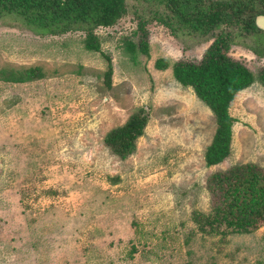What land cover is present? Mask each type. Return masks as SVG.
I'll list each match as a JSON object with an SVG mask.
<instances>
[{"label": "rangeland", "instance_id": "rangeland-1", "mask_svg": "<svg viewBox=\"0 0 264 264\" xmlns=\"http://www.w3.org/2000/svg\"><path fill=\"white\" fill-rule=\"evenodd\" d=\"M126 7L113 26L94 31L101 52L86 48L82 31L37 35L0 19V77L43 74L0 81V264H264V223L228 235L205 228L229 204L237 211L216 173L253 165L254 179L243 170L238 179L246 200L264 188L263 83L236 95L231 153L208 167L215 115L172 67L156 68L158 59L199 62L215 36L228 33L229 56L259 76L264 57L251 49L264 44L239 25L175 37L156 21L157 12L169 14L165 7ZM138 112L147 124L123 159L105 138Z\"/></svg>", "mask_w": 264, "mask_h": 264}, {"label": "trees", "instance_id": "trees-1", "mask_svg": "<svg viewBox=\"0 0 264 264\" xmlns=\"http://www.w3.org/2000/svg\"><path fill=\"white\" fill-rule=\"evenodd\" d=\"M157 7L163 6L169 14H155L156 21L167 27L175 37L179 32L197 34L203 38L213 36L224 25H239L258 36L264 44V31L257 28L256 16L264 14V0H143ZM127 12L126 0H0V19L15 18L37 35L58 36L73 31L86 33L85 46L89 51L101 52L100 42L94 32L99 28L113 26ZM144 33L141 41L142 51L149 54L147 31L144 21L139 23ZM231 35H216L212 44L205 50L199 62H173L158 59L156 68L160 70L172 67L175 79L184 87H191L198 98L213 112L217 119V128L211 144L205 153L208 167L224 162L231 153L233 124L230 106L236 95L260 80L264 85V69L259 76L254 75L242 63L232 59L228 52L232 44ZM132 45V50H134ZM257 56L264 57L262 51L251 49ZM110 60L109 57H107ZM106 80L111 84L113 73L109 62ZM0 81H31L43 74L36 68L25 71L3 70ZM147 124L146 115L134 113L126 124L109 131L105 138L106 146L113 154L125 159L136 149V141L143 136ZM255 166H234L227 172L216 173L213 180L226 189L224 200L235 199V212L232 204L218 211V218H207L205 228L215 234L228 235L234 232H249L264 223V188L246 200V191L238 181L241 170L255 174ZM237 183V188L233 186ZM234 204V203H233ZM235 205V204H234ZM230 216H232L230 218ZM219 219V220H217ZM228 222H226V221Z\"/></svg>", "mask_w": 264, "mask_h": 264}, {"label": "water", "instance_id": "water-1", "mask_svg": "<svg viewBox=\"0 0 264 264\" xmlns=\"http://www.w3.org/2000/svg\"><path fill=\"white\" fill-rule=\"evenodd\" d=\"M255 24H256L257 28L264 31V14H260V15L256 16Z\"/></svg>", "mask_w": 264, "mask_h": 264}]
</instances>
